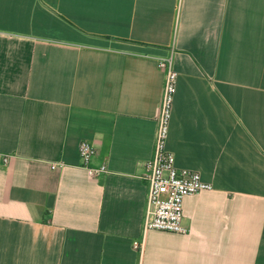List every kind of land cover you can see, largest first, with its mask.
<instances>
[{"label": "crops", "instance_id": "crops-1", "mask_svg": "<svg viewBox=\"0 0 264 264\" xmlns=\"http://www.w3.org/2000/svg\"><path fill=\"white\" fill-rule=\"evenodd\" d=\"M172 52L186 235L141 178ZM0 264H264V0H0Z\"/></svg>", "mask_w": 264, "mask_h": 264}, {"label": "built area", "instance_id": "built-area-1", "mask_svg": "<svg viewBox=\"0 0 264 264\" xmlns=\"http://www.w3.org/2000/svg\"><path fill=\"white\" fill-rule=\"evenodd\" d=\"M159 68L165 74V83L161 109L157 118L155 148L152 158L146 162L141 178L148 185V208L145 230L186 235L189 229L184 225L185 199L203 191L212 190L213 186L205 182L199 172L179 169L176 156L167 149L173 116V105L177 93L178 72L174 68L173 52L158 60ZM79 154L81 168L89 177L97 178L109 172L106 165L93 166L97 154L95 146L85 140L80 143ZM5 162L7 158L4 159ZM57 164L53 167H62ZM135 248L143 245L135 242Z\"/></svg>", "mask_w": 264, "mask_h": 264}]
</instances>
